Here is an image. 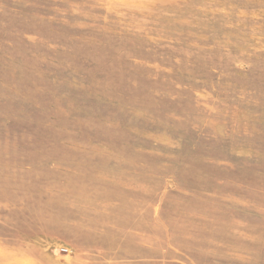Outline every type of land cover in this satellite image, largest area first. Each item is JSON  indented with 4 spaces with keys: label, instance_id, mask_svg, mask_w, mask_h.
<instances>
[{
    "label": "rangeland",
    "instance_id": "rangeland-1",
    "mask_svg": "<svg viewBox=\"0 0 264 264\" xmlns=\"http://www.w3.org/2000/svg\"><path fill=\"white\" fill-rule=\"evenodd\" d=\"M0 264H264V0H0Z\"/></svg>",
    "mask_w": 264,
    "mask_h": 264
},
{
    "label": "built area",
    "instance_id": "built-area-1",
    "mask_svg": "<svg viewBox=\"0 0 264 264\" xmlns=\"http://www.w3.org/2000/svg\"><path fill=\"white\" fill-rule=\"evenodd\" d=\"M61 251L68 252V249L67 248H62Z\"/></svg>",
    "mask_w": 264,
    "mask_h": 264
}]
</instances>
